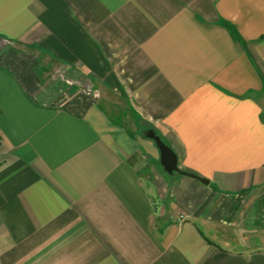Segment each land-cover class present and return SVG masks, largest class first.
I'll list each match as a JSON object with an SVG mask.
<instances>
[{
	"label": "crops",
	"instance_id": "1",
	"mask_svg": "<svg viewBox=\"0 0 264 264\" xmlns=\"http://www.w3.org/2000/svg\"><path fill=\"white\" fill-rule=\"evenodd\" d=\"M0 264H264V0H0Z\"/></svg>",
	"mask_w": 264,
	"mask_h": 264
},
{
	"label": "water",
	"instance_id": "2",
	"mask_svg": "<svg viewBox=\"0 0 264 264\" xmlns=\"http://www.w3.org/2000/svg\"><path fill=\"white\" fill-rule=\"evenodd\" d=\"M148 138L154 141L156 147L160 152V164L165 173L170 176H173L174 174L188 176L199 180L203 184H209V181L207 179L200 178L196 175L190 174L182 170L180 168L179 157L176 152L155 131H149Z\"/></svg>",
	"mask_w": 264,
	"mask_h": 264
},
{
	"label": "rangeland",
	"instance_id": "3",
	"mask_svg": "<svg viewBox=\"0 0 264 264\" xmlns=\"http://www.w3.org/2000/svg\"><path fill=\"white\" fill-rule=\"evenodd\" d=\"M123 120H124V119H123ZM125 120H126V119H125ZM147 133H148V130L144 132L145 136H147ZM157 168H158V171H159L160 173H162V175L169 177L168 174H166L165 172H163L164 170H162V168H161L160 165H157ZM175 175L178 176L179 174H175Z\"/></svg>",
	"mask_w": 264,
	"mask_h": 264
}]
</instances>
